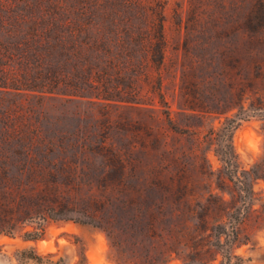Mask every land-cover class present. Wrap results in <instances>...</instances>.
Instances as JSON below:
<instances>
[{
    "label": "rangeland",
    "instance_id": "obj_1",
    "mask_svg": "<svg viewBox=\"0 0 264 264\" xmlns=\"http://www.w3.org/2000/svg\"><path fill=\"white\" fill-rule=\"evenodd\" d=\"M147 2L154 5L152 0ZM162 2L166 54L163 65L153 72L155 76L161 73L163 93L177 131L157 120L158 113L139 111L116 101L108 105L90 97L44 100V119L33 128L37 127L45 140L62 146V150L50 154L51 159L67 158L73 166L70 173H57L50 179L48 185L56 186L57 196L49 202L59 211V205L68 208L72 220L45 222L34 212L28 214L27 205L46 204L39 197L34 175L14 168L0 172V264H38L28 259L32 250L38 256L57 254L54 261L61 259L60 264H76L79 248L87 264H116L109 258L107 234L77 221L85 218L77 212L91 211L99 202L119 206L125 200L115 177L105 174L111 155L100 148L102 144L115 146V151L125 143L135 144L132 155L136 179L129 196L144 217H160L158 206L168 211L175 201L168 179L171 171L180 175L188 188L204 195L210 180L226 190L235 188V181L221 182L218 175L208 179L209 164L214 171L223 169L217 152L235 151L239 175L264 157V72H254L251 77L254 89L263 98L249 92L251 64L264 66V2L257 12L246 10L247 20L240 27L234 22L233 0ZM244 93L240 105V94ZM30 129V125L24 128ZM230 129L232 137L227 133ZM69 142L84 143L89 148L71 150ZM227 174L229 171L224 170L223 177ZM254 189L258 194L255 209L261 214L253 217L250 242L241 246L237 255L249 260L248 264H264V225H257L264 215V180L255 181ZM27 234L42 238L26 240ZM132 235L122 221L117 236L125 246L124 260L127 264H145L146 253L132 246Z\"/></svg>",
    "mask_w": 264,
    "mask_h": 264
},
{
    "label": "trees",
    "instance_id": "obj_2",
    "mask_svg": "<svg viewBox=\"0 0 264 264\" xmlns=\"http://www.w3.org/2000/svg\"><path fill=\"white\" fill-rule=\"evenodd\" d=\"M152 1L154 5L147 0H0V172L14 168L34 175L39 197L46 204L27 205L28 214L34 212L45 222L72 220L68 208L59 205V211L49 202L57 196V188L48 182L57 173H70L73 166L67 158L51 159L50 154L62 150V146L45 140L40 130L33 128L44 119V100L90 97L108 105L116 101L139 111L158 113L157 120L177 131L163 93L161 73L155 76L153 72L164 63L166 39L164 4L162 0ZM263 2L233 0L236 26L247 20V9L257 12ZM226 67L225 62L221 68ZM263 68L257 63L249 68V92L259 96L251 77L254 72H264ZM245 96L240 94V105ZM158 105L167 109L161 110ZM28 125L31 129L25 131ZM227 133L232 137L231 129ZM67 147L84 150L89 145L69 142ZM100 148L111 155L105 174L115 177L125 200L119 206L99 202L91 211L77 212L85 217L77 221L107 234L109 258L116 264H127L125 246L117 236L122 221L134 234L132 246L146 253L145 264H248L237 250L250 242L252 219L261 214L255 209L258 194L254 183L264 180V157L239 175L235 151L217 152L223 169L214 171L209 164L207 177L218 175L221 182L235 181V188L226 190L210 180L204 195L188 188L181 176L171 171L168 179L175 201L168 211L158 206L160 217H144L129 196L136 179L132 155L135 144L125 143L118 151L106 144ZM224 170L229 171L226 178ZM258 221V227L263 226L264 215ZM41 238L25 236L33 241ZM79 250L76 264H87L84 252ZM56 256H38L32 250L28 259L38 264H60L61 259L54 261Z\"/></svg>",
    "mask_w": 264,
    "mask_h": 264
}]
</instances>
